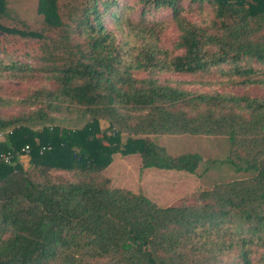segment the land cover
I'll use <instances>...</instances> for the list:
<instances>
[{
	"label": "trees",
	"instance_id": "1",
	"mask_svg": "<svg viewBox=\"0 0 264 264\" xmlns=\"http://www.w3.org/2000/svg\"><path fill=\"white\" fill-rule=\"evenodd\" d=\"M9 14L0 0V264H264V0H37L35 27ZM125 31L142 43L130 62ZM159 134L226 135V162L253 174L168 206L113 187L130 145L143 167L196 171Z\"/></svg>",
	"mask_w": 264,
	"mask_h": 264
},
{
	"label": "rangeland",
	"instance_id": "2",
	"mask_svg": "<svg viewBox=\"0 0 264 264\" xmlns=\"http://www.w3.org/2000/svg\"><path fill=\"white\" fill-rule=\"evenodd\" d=\"M62 4L66 0H60ZM37 0H7V9L9 16L19 18L31 27L39 25L36 15ZM133 14V13H132ZM134 15V14H133ZM192 16V15H191ZM6 22L9 25L20 24L12 18H8ZM163 24L164 37L166 44L177 35V30L171 23L169 18H165ZM5 35L0 31V38ZM122 40L125 42L126 55L125 61L130 62L135 48L140 47L142 43L136 41L134 36L124 32ZM26 61V59L21 58ZM138 74V75H137ZM137 76L143 77L148 73H136ZM159 78L185 81L186 87L195 90H208L209 86H204L207 82L206 78L201 75H192L187 73H164L159 74ZM213 80L216 78L212 77ZM11 85H19V82L10 80L7 82ZM22 86H31L29 83H23ZM226 91L238 93L242 91L240 87H228ZM19 109L11 111L17 112ZM11 114V113H10ZM81 120L66 119L61 121L65 125H80ZM101 127H108L107 120L101 119ZM138 135L124 131L121 136V141L125 142L129 137ZM160 146L166 148L170 155H178L182 153L193 152L201 156V161L195 172L184 170L160 168L156 166H142V160L138 152V148H133L130 145L128 152H116L113 155L111 163L106 167L105 174L111 178L113 187H122L131 189L134 192L142 193L159 206H168L183 198L185 195L193 192L198 187H211L214 183L227 181L229 179H243L253 174L252 171L245 169H234L226 158L229 152L230 140L226 135H204V134H159L151 135ZM0 139L2 136L0 135ZM127 143V142H125ZM129 146V145H128ZM138 149V150H137ZM23 162L27 163L28 157H22ZM65 176H71L70 173H62Z\"/></svg>",
	"mask_w": 264,
	"mask_h": 264
},
{
	"label": "built area",
	"instance_id": "3",
	"mask_svg": "<svg viewBox=\"0 0 264 264\" xmlns=\"http://www.w3.org/2000/svg\"><path fill=\"white\" fill-rule=\"evenodd\" d=\"M26 152H28V146L25 147ZM12 158L11 153H5V152H0V161L4 160L5 162H9Z\"/></svg>",
	"mask_w": 264,
	"mask_h": 264
}]
</instances>
